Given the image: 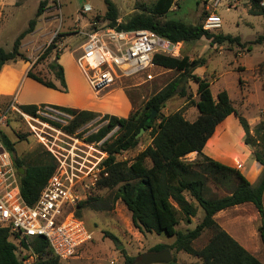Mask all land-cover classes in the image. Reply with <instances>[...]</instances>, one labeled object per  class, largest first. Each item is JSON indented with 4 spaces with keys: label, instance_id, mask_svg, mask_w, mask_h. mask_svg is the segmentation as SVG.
Segmentation results:
<instances>
[{
    "label": "rangeland",
    "instance_id": "rangeland-1",
    "mask_svg": "<svg viewBox=\"0 0 264 264\" xmlns=\"http://www.w3.org/2000/svg\"><path fill=\"white\" fill-rule=\"evenodd\" d=\"M41 1L43 0H0L1 48L12 50L15 39L28 27L29 21L35 18ZM111 1L117 9L118 23H123L146 7L154 5L157 0ZM263 3L264 0L261 3L264 6ZM255 10L256 4L251 0H175L170 12L161 18L204 25L208 15L216 13L221 16L222 25L211 30L212 33L240 36V44H211L205 37L181 42L175 44L178 48L175 50L174 47L172 56H187L191 60L205 58V65L197 68L193 74L210 83L216 101L221 91H227L236 109V113L218 124L201 154L191 153L184 160L194 162L203 155L208 156L239 169L253 185L258 183L263 171L262 167L260 173L253 175V156L257 151L262 152L263 148L257 141L248 148L244 145L246 134L240 119L243 117L247 120L251 135L256 138V128L264 123V43L257 44L255 40L264 33V15L251 14ZM109 22L105 0H49L44 13L37 19L35 31L22 41L21 52L28 61L18 59L2 68L0 117L4 119L1 130L15 144L18 157L25 159L37 149L46 150L37 134L45 127L37 125L38 129L34 130L22 115L26 112L20 106L28 102L39 105L44 103L37 102L45 101L51 102L46 104L54 103L52 105L55 106L87 110L99 114L98 119L105 115L127 118L130 113L142 110L151 96L163 90L169 83L176 82V94L165 103L162 113L168 116L182 111L186 120L193 122L197 119L199 112L195 103L199 100L198 85L174 69L157 66L148 71L155 76L151 81L145 80L146 73H140L122 80L99 97L92 92L75 63V56L86 40L87 33L94 27L108 25ZM49 45H52L51 50L43 56ZM58 65L64 69L67 84L65 90L61 89L60 81L56 78ZM29 70L45 81L54 82L60 89H53L56 90L54 94L50 98L45 97V86L28 78ZM182 92L185 94L180 95ZM109 134V141L115 139L118 128ZM139 139L137 147L116 155L117 161L131 164L151 143L149 131H144ZM147 164L151 165L150 162ZM208 186L216 197H223L228 192L227 188L217 187L213 183ZM111 195V190L97 187L87 200L93 196L108 199ZM80 217L92 231L93 239L81 247L71 259L59 261V264H124L125 256L134 257V264H141V255L152 252V248L160 243L172 245L176 239L164 234L141 232L135 227L132 213L121 200L109 210H98L87 205L81 209ZM202 218L198 213L191 225L181 221L177 229H193ZM262 220L264 216L260 215L256 207L246 203L228 209L219 218V223L264 264V246L259 235ZM108 233L115 235L118 241L113 240ZM210 237V231L204 232L194 241L193 246L202 249ZM10 241L18 246L16 237L11 236ZM172 255L176 264H203L198 257L183 251L172 249Z\"/></svg>",
    "mask_w": 264,
    "mask_h": 264
},
{
    "label": "trees",
    "instance_id": "trees-1",
    "mask_svg": "<svg viewBox=\"0 0 264 264\" xmlns=\"http://www.w3.org/2000/svg\"><path fill=\"white\" fill-rule=\"evenodd\" d=\"M48 1L40 2L35 18L29 21L28 27L15 39L11 51L0 47V71L9 62L18 59L28 61L21 52L22 41L35 31L37 19L44 13ZM251 1L256 4V10L251 14L264 15V6L261 5L263 0ZM105 2L110 19L108 25L119 30H151L174 45L200 40L203 37L210 40L211 44L241 43L240 36L212 33L205 30L202 24L192 25L172 18L161 20L170 12L175 0H157L154 5L146 7L123 23L117 21L115 4L111 0ZM255 43H264V33L257 37ZM51 46L47 47L43 56L49 53ZM177 48L176 46L175 50ZM154 63L159 67L180 71L183 76L197 83L199 95V100L195 103L199 112L197 119L193 122L186 120L182 111L168 116L162 113L165 103L176 94V82L169 83L163 90L151 96L142 110L130 113L127 118L110 115L102 117L97 123L105 124L90 137V140H101L118 128V136L105 144L109 153L106 159L108 176L102 178L98 185L100 189L111 190L112 195L108 199L93 196L81 202L77 215L80 217L81 209L87 205L98 210H109L121 200L132 213L133 223L141 232L176 237L172 245L157 244L152 248V252L175 249L198 257L203 264H263L224 230L214 216L221 210L244 203H252L260 215L264 216V123L256 128L255 138L251 135L247 120L243 117L240 119L246 134L245 143L254 146L257 141L263 148L262 152L257 151L253 156L263 166L256 185H253L239 169L208 156L203 155L194 162L185 161V157L191 153L201 154L218 124L236 113V109L227 91H221L216 101L210 83L205 78L193 74L197 68L205 65V58L191 60L187 56L177 58L157 54ZM55 74L60 81L61 89L65 90L67 84L61 65H58ZM27 77L47 88L60 89L54 82L43 80L31 70L28 71ZM55 107L72 116L68 125L64 127L70 134L100 117L99 114L87 110ZM20 108L28 114H35L38 105L26 104ZM153 111L156 112L154 115ZM141 129L149 131L151 143L131 164L117 161L116 155L138 146L140 139L137 135ZM1 134L4 145L13 156L14 167L18 171L21 168L25 170V173L19 176L21 194L27 204L33 205L56 168L55 159L43 148L37 149L25 159L20 158L16 155L15 144L2 130ZM148 162L151 163L150 166ZM209 183L227 188V194L216 197L212 194ZM199 210H202L203 218L195 228L185 231L177 229L181 221L191 224ZM206 231L211 232L208 243L202 249H196L193 246L194 241ZM259 234L264 246V220L259 227ZM108 235L118 241L115 235L110 233ZM35 250L39 256L35 264H59V259L51 252L43 238L35 239ZM134 263V257L125 256L124 264ZM0 264H23L17 247L10 241L9 230L2 228ZM170 264L176 263L173 260Z\"/></svg>",
    "mask_w": 264,
    "mask_h": 264
},
{
    "label": "built area",
    "instance_id": "built-area-1",
    "mask_svg": "<svg viewBox=\"0 0 264 264\" xmlns=\"http://www.w3.org/2000/svg\"><path fill=\"white\" fill-rule=\"evenodd\" d=\"M219 1V0H215ZM222 18L208 15L205 30L220 28ZM78 49L75 63L97 97L124 79L146 73V81L155 76L148 72L157 67V54L172 56L171 42L147 29L119 30L110 25L96 26ZM37 133L41 143L53 156L56 168L33 205L21 194L19 171L2 140L0 117V228L8 229L18 241L17 253L23 264H35L38 254L35 239L43 238L59 261L71 259L93 233L77 215L79 204L95 191L108 176L105 148L110 134L90 140L105 123L96 119L74 134L65 131L72 116L52 104H39L35 114L22 113ZM96 126L93 130L86 131ZM48 129V130H46ZM21 247V248H19Z\"/></svg>",
    "mask_w": 264,
    "mask_h": 264
},
{
    "label": "water",
    "instance_id": "water-1",
    "mask_svg": "<svg viewBox=\"0 0 264 264\" xmlns=\"http://www.w3.org/2000/svg\"><path fill=\"white\" fill-rule=\"evenodd\" d=\"M173 44L170 43L169 49L173 48ZM187 79V77H186ZM156 112L153 111L152 115ZM144 129H141L140 133L137 135V138L144 132ZM25 170L23 168L19 169V174L23 175ZM141 264H170L173 262L174 257L170 249H165L160 252H148L139 257Z\"/></svg>",
    "mask_w": 264,
    "mask_h": 264
},
{
    "label": "crops",
    "instance_id": "crops-1",
    "mask_svg": "<svg viewBox=\"0 0 264 264\" xmlns=\"http://www.w3.org/2000/svg\"><path fill=\"white\" fill-rule=\"evenodd\" d=\"M264 4V3H263ZM12 69V68H11ZM47 87H45L44 89H43V91H45L44 93H43V95L45 96V97H47V98H50L53 94H54V92L56 91V90H53V89H50V88H47ZM126 101H127V99H126ZM37 103H51V102H45V101H41V102H37ZM128 103V102H127ZM25 104H36V103H33V102H28V103H25ZM52 104H54V103H52ZM129 104V103H128ZM129 107H130V105H129ZM244 145L248 148V147H250L249 145H247L246 143H244ZM228 166V165H227ZM263 166L258 162V161H256L255 159L253 160V163H252V172H253V175L255 176L257 173H260V168H262ZM263 200H264V196H263ZM244 204H246V203H244ZM252 204V203H251ZM230 208H232V207H230ZM230 208H227V209H224V210H221V211H219L215 216H214V218H215V220H216V222L218 223V224H220L219 223V218L223 215V214H225L227 211H228V209H230ZM199 213L201 214V216H203V212H202V210H199ZM193 220H194V218H193ZM193 223V222H192ZM191 223V224H192ZM190 224V225H191ZM197 225V224H196ZM195 225V226H196ZM220 226L223 228V229H227L226 227H224L222 224H220ZM260 235V234H259Z\"/></svg>",
    "mask_w": 264,
    "mask_h": 264
}]
</instances>
